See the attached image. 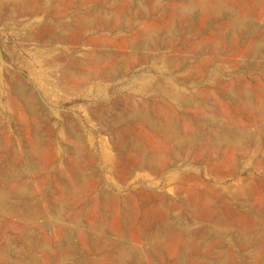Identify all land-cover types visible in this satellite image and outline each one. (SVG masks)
<instances>
[{
  "label": "rangeland",
  "instance_id": "374dc122",
  "mask_svg": "<svg viewBox=\"0 0 264 264\" xmlns=\"http://www.w3.org/2000/svg\"><path fill=\"white\" fill-rule=\"evenodd\" d=\"M218 1L233 6L240 16L247 15V10L240 0ZM52 2L53 4L56 3V1ZM128 2L129 0H64L62 3L65 4L64 6L58 7L54 5L49 8L52 12H47L51 16L44 14L39 17H31L29 20H25L27 18L19 19L22 24L23 21H27L30 25L36 26L46 21L50 24L46 26V29L50 27L55 28V26L58 29H62L63 27L60 23L57 24L53 21L52 13L56 12V10H59L60 16L62 15L61 18L64 24L72 23L75 16L84 17L83 9L89 10L97 3L100 7L107 9L114 8L117 11H109L112 13V18L111 25L108 27L93 24L92 27L81 28L80 30L74 29L70 34L73 41L58 42L51 36L48 29L47 32L43 31L45 33H42V36H38L41 33L39 31V34H34V36L28 38L25 36L26 28L23 26H17L10 30L9 28L0 26V61L4 67L2 75L14 77L13 79L16 78L15 80L18 82L21 81V85L29 89V93L38 100V108L45 112L43 113V118L33 119L22 110L23 108L19 102L16 100L11 101L13 104L9 102L11 98L9 97L7 87L3 85L5 83L3 82L5 81L4 77L2 84L0 82V128L3 129L5 140L9 141L15 150L23 153L28 152V141L33 142V138L29 136L28 128L36 125L40 128V136L37 138V141L43 143V153H49L48 156H50L53 152V156L55 159L57 158L53 167L61 166V169L64 163L72 161L73 154L78 153L80 165L86 170L88 178H93L85 180L82 186H78L75 182L69 185L74 190V198L66 201V205L69 207L68 210L73 211V213L75 212L78 216H76L74 222H71V224L68 222L67 225L73 231V245L77 246L78 250L77 255L71 256L72 250L62 248L60 254L62 255L64 252L68 253L67 257L69 259H65L64 262L56 260L55 263L83 264L85 259H89L92 264H94L93 262L95 264H104L103 261L106 262L105 258L100 256L98 251L94 249V244L82 239L87 233L88 227L93 225L94 218H98L96 228L101 227L98 234L106 240L105 243L107 245L119 239L124 241L130 248L142 253L140 264L168 263L170 261L168 250L170 249V244L168 242H164V246L156 248L154 243L150 244L141 239L133 240L132 234L138 230L134 228H139V225L142 226V220L139 217L136 222H126L124 215L126 217L129 216L134 209L133 205L125 206L123 202L128 200L135 192L142 191L146 194L152 193L166 196L172 203L179 205V201L182 199L193 197L192 193L189 192V188L192 185H198L199 189L207 185L211 190L213 189L215 192L221 194L224 199H230L232 191H241L243 189L240 181H251V179L264 176V170L258 171V164L264 160L263 151L260 155H257L252 153L250 148H247L242 152L231 151L235 157L236 166H234V174L229 177L224 176L226 172L224 166L228 160V153L225 150H218L215 153L213 151L204 152L206 155L199 159L192 156H183L182 159L184 158L185 160H179L176 163L165 157H159L158 162L167 161L171 164L161 174L152 175L147 171H138L135 174L131 173L133 175H129L130 178H128V175L125 179L122 178L124 173L131 171L130 161L132 154L127 152L125 147H123L121 140L133 138L145 146L148 145L149 147L147 146V148L150 150L163 148L159 138L146 127L138 123L127 122L131 120L130 113L132 110L145 109L151 118L167 121L177 126L181 132H187L190 129L198 131L200 129V118L202 120H213L214 116L220 117L225 122L243 126L253 131L255 127L253 114L239 107L240 105L233 91L247 88L253 101L257 102L262 98L257 93V87H262V91L264 92V73H262L264 72V59L258 56L239 57L236 52L245 49V45L240 46L239 44L240 48L237 47V49H231L229 46H219V56H205L208 57L209 63L207 71L204 72L203 67H200L204 59L200 57V51L197 46L201 42L208 41L215 32V29L221 28L224 22L223 18L217 20V23L209 19L204 26L199 28L198 22L200 20L196 16L193 25L181 27L182 30L178 29L176 31L178 34L176 42L178 43H175V48L161 47L148 51L135 50L132 49L131 45L139 39L140 32L145 25L152 22L160 24L161 21H163V24L166 21L165 11L169 4L159 0L157 2L158 7L154 8L151 6V2L144 0L142 6L145 8L147 17L138 19L134 18L133 6L128 4ZM61 11H63L62 14ZM259 13L260 6L257 5V12L255 10L253 16ZM263 20L264 18H261V21L258 22L261 23ZM256 23L254 22L253 24L258 26L259 24ZM179 32H181V36ZM207 34L210 36L209 38ZM39 37H42L40 38L42 39L41 41L38 40ZM194 37L195 39L193 40ZM38 41L40 42L38 43ZM79 41L83 42V44ZM184 46L187 47L185 48ZM168 48L169 50H167ZM162 56H169V58L179 57L185 61V64L190 65L188 68V71H191L190 73L181 72V75H175L177 89L187 97L186 100H169L166 92L160 93V95H163L160 96L159 92L141 88L144 79L149 78L153 83L156 80H170L168 71L161 70L160 64L156 65L155 63L156 61L159 62ZM97 58H100V60L96 62ZM115 59L121 63V66L119 64V68L111 71L106 77L103 76L101 71L109 67ZM24 65L29 67V71L23 67ZM251 67L252 69L248 71L247 68ZM94 72H96V75ZM78 74H93V76L90 81L81 83L76 79V75ZM183 80L187 81L184 82ZM254 82H257V85ZM225 92L229 95L227 93L224 95ZM192 102L193 105H190ZM29 156L35 159L31 152H29ZM216 169H220L223 175L215 174ZM31 177L34 176L31 175ZM62 178L66 179L67 177L63 174ZM180 178H184V181L181 182ZM30 180L34 179L30 178ZM104 192L114 196L119 201L121 206L118 213L109 208L108 204L104 203L100 198L99 194ZM39 196L38 191V196L35 197L32 203L36 207L41 202V196ZM93 198L94 203H91ZM78 199H82V201ZM144 201L143 199H138V203L136 202L138 205H134V207L137 206L139 216L149 207ZM173 214L172 217H179L180 222L185 221L181 212L178 211ZM94 215L96 216L94 217ZM118 219H120V229L119 227L111 228V222ZM42 222L43 220L40 219L39 223ZM154 229L155 227L151 231ZM191 229V233L193 234L199 229V226L192 225ZM48 232L41 229L35 235L31 232L27 233L28 236L37 237L39 240V243L33 250V252L35 251L34 259L36 262H39L42 258V246H45L51 254L59 252V244L55 247L54 244L47 241V239H51V234ZM16 249L23 256L24 250L20 248L19 243ZM153 251L157 254L155 258H153L154 256H150ZM23 261L18 260L17 263L24 264Z\"/></svg>",
  "mask_w": 264,
  "mask_h": 264
},
{
  "label": "bare ground",
  "instance_id": "6f19581e",
  "mask_svg": "<svg viewBox=\"0 0 264 264\" xmlns=\"http://www.w3.org/2000/svg\"><path fill=\"white\" fill-rule=\"evenodd\" d=\"M52 1H56V3L53 4ZM147 1L151 2L152 7H158L157 2H159V0ZM163 1L169 4V6L166 4L168 6L165 11L166 21L163 24V21H161L160 24L157 23L158 25L155 22L145 25L140 32L139 39L131 45L132 49L148 51L161 47L175 48V43H178L176 42L178 38L176 31L178 29L182 30L181 27L184 28L193 25L194 18L198 16L200 20V22H198L199 28L204 26L209 19H212L213 22L216 21L215 23H217V20L220 18L224 19L221 28L215 29L211 37L207 34L210 39L206 42H201V44L197 46L200 51V57L204 59H201L203 63H201L200 66L203 67L204 72L207 71V67L209 66L208 57L220 55L219 46H229L231 49H237V47L240 48L241 45H245V49L236 52L239 57L258 56L264 59V20L259 23L261 18H264V0H240L247 10L246 16H240L233 6L226 5L218 0H162V2ZM63 2L64 0H0V26L9 28V30L17 26H23L26 28V37L30 38L34 36V34L37 35L39 31L41 35L39 34L38 36H42L45 33H43V31L47 32L48 28L46 29V26L49 23L45 21L41 25L33 26L27 21H23L22 24L19 19L27 18L25 20H29L31 17H39L44 14L51 16L50 13L47 12L51 11L49 8L54 5L62 7L65 5L62 4ZM143 2L144 0H129L128 4H131L134 9V18L140 19L147 17L145 8L142 6ZM98 3L94 4L89 10L83 9L85 14L84 17L75 16L72 23L64 24L61 18L62 15L60 16L59 10H56V12L52 13L53 21L57 24L60 23L63 28L61 27L62 29H58L56 26L55 28L50 27L51 29L49 28L48 32H50L51 36L56 41L62 42L67 40L71 41L73 39L70 34L74 29L80 30L81 28L92 27L93 24L103 27L110 26L112 18L111 12L117 11H115L114 8L107 9L100 7ZM257 5L260 6V13L254 15L256 16L254 17L253 12L255 10L257 12ZM121 10H123V8H121ZM62 12L63 11H61V14ZM64 16L66 15L64 14ZM254 22H257L259 25H254ZM190 31L193 33L192 30ZM179 34L181 36V32H179ZM40 38L42 37L37 39L41 41L42 39ZM48 39L50 38L48 37ZM40 41H38V43ZM79 42L83 44V42ZM239 44L240 46H238ZM167 50H169V48ZM206 55L208 57H205ZM160 58L161 60L155 63L156 65L160 64L161 70L168 71L170 80H156L153 83L149 78L146 80L144 79L141 88L154 90L159 92V95L160 93L166 92L169 100H186L187 97L177 89L175 75H181V72L190 73L191 71H188L190 65L185 64V61L179 57L169 58V56H162ZM99 60L100 58H97L96 62ZM119 64L121 66V63L115 59L109 67L101 71V74L106 77L111 71L119 68ZM23 67L26 68V70L29 69L27 65ZM3 68L0 61V82L2 84L3 78L5 77V81H3L5 83L3 85L6 86L9 91V97L11 98L9 102L13 100L19 102L20 106L23 108L22 110H24L30 118H43V113L45 112L38 108V100L29 93V89L21 85V81L18 82L15 80L16 78L13 79L14 77L11 78L2 75L4 73ZM251 69L252 67L247 68L248 71ZM121 72L123 71L121 70ZM94 74L96 75V72H94ZM92 76L93 74H78L76 75V79L84 83L90 81ZM254 83L257 85V82ZM220 90L222 91V89ZM256 90L259 97H262L258 102L253 101L247 88L233 91L240 105L239 107L253 114V123L255 125L253 131L243 126L225 122L220 117L214 116L212 118L213 120H202V118H200V129L198 131L190 129L187 132H181L177 126L167 121H163L159 118H151L150 114L145 109L132 110L130 113L131 120L127 122L138 123L146 127L152 134L159 138L163 148L159 150H150L147 148L148 145L145 146L133 138L121 140L123 147H125L127 152L132 154L130 161L131 171L124 173L122 178L125 179L127 175L128 178H130L129 175H133L131 173L135 174L138 171H147L152 175L161 174V172L170 167L171 164L167 161L158 162L159 157H165L176 163L179 162V160L184 161L185 159H182L183 156H192L199 159L206 155L204 152L213 151L215 153L218 150H225V152L228 153V160L224 166L226 169L224 176H232L235 171L234 166H236L234 161L235 157L232 155V152H242L250 148L254 154L260 155L262 151V153H264V92L260 86H258ZM227 92L229 93V91ZM227 92H225L224 95H226ZM11 103L13 104V102ZM190 105H193V102ZM240 112L242 111L240 110ZM28 133L29 136L33 138V142L28 141L29 151L23 153L15 150L11 146V143L5 140L3 129L0 128V264H18V260H24V264H59L57 262L55 263V261L59 260L64 262V260L68 258V253L64 252L62 255L60 254L62 248L72 250L70 253L71 256L77 255L78 250V248H76L77 246L75 247V245H73V231L67 225L68 222L70 224L74 222L76 216H78L75 212L73 213V211L71 212L68 210L69 207L66 205V201L74 198V190L71 189L69 185L75 182L78 186H82L85 180L93 178H88L86 170L80 165L78 153L73 154L72 161L64 163L61 169V166L53 167L57 158L55 159L52 154L53 152L51 153L52 156L50 154L51 157L48 156L49 153H43V143L37 141V138L40 136V128L33 125V127L28 128ZM49 150L51 149L49 148ZM29 152L32 153L35 159L29 156ZM193 160L196 162L195 159ZM259 170H264V160L258 164V171ZM214 173L223 175L220 169H216ZM63 174L66 175V179L62 178ZM31 175L34 177H31ZM30 178L34 180H30ZM180 181H184V178H180ZM240 183L243 189L241 191H232L230 199H224L221 194L215 192L213 189L212 191L207 185L204 187L201 185V189H199L198 185H192L189 188V192L192 193L193 197L182 199L179 201V205H175L176 203H172L169 198L163 195L146 194L142 191L135 192L134 195L123 202L125 206L133 205L134 209L127 217L123 213L124 219L126 222L131 223L136 222V220L141 217L142 226L138 224L140 227L134 228L138 230L133 232V240L141 239L150 244L154 243L156 248H160L164 242L170 244V249H168L170 261L165 264H264V176L251 179V181H240ZM95 189H93V191H95ZM38 191L41 196V202L39 206L36 207L32 203L35 197L38 196ZM99 195L103 202L108 204L109 208H112V210L118 213L121 204L114 196L105 192ZM82 199L78 200L82 201ZM138 199L145 200L144 202L149 206L141 216L138 214L137 206L134 207V205H138ZM91 203H94V198ZM178 211L183 214L185 221L180 222L179 217H172L174 215L173 213ZM96 215H94V217ZM40 219L43 220L42 223H39ZM97 219L98 218H94L92 222L93 225L88 227L87 233L82 239L83 241L87 240L94 244V249L106 260V262L103 261V263L140 264L142 253L130 248L124 241L117 239L108 245L105 243L106 240L98 234L101 227L96 228L98 225ZM192 225L199 226V229L193 234L191 233ZM119 226L120 219L111 222V228H118ZM154 227L155 229L151 231ZM41 229L49 231L48 233L51 234V239H47V241L54 244L55 247L59 244L58 246H60V248L58 247V253L51 254L45 246H42V258L39 262H36L34 259L35 251L33 252V250L34 247L36 248L39 240L37 237L28 236L27 233L31 232L35 235V233H38ZM109 233H111V231H109ZM18 243L20 244V248L24 250L23 256L16 249ZM153 249L155 250L154 247ZM155 255L157 256L154 251L150 254L151 257L154 256L153 258H155ZM93 263L95 264V262ZM83 264L92 263L89 259H85Z\"/></svg>",
  "mask_w": 264,
  "mask_h": 264
}]
</instances>
